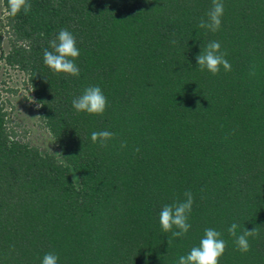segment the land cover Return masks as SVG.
Here are the masks:
<instances>
[{
  "label": "trees",
  "instance_id": "16d2710c",
  "mask_svg": "<svg viewBox=\"0 0 264 264\" xmlns=\"http://www.w3.org/2000/svg\"><path fill=\"white\" fill-rule=\"evenodd\" d=\"M30 2L12 15L2 0L0 58L27 76L60 155L20 139L0 93V264H42L48 252L58 264H178L206 228L228 242L220 264H264V0H223L217 32L198 27L212 0ZM64 28L79 76L43 60ZM212 41L231 71L198 68ZM93 85L108 99L103 115L72 106ZM100 130L115 134L103 147L91 140ZM188 190L192 227L176 238L159 213ZM232 223L259 229L250 251Z\"/></svg>",
  "mask_w": 264,
  "mask_h": 264
},
{
  "label": "clouds",
  "instance_id": "9594fccd",
  "mask_svg": "<svg viewBox=\"0 0 264 264\" xmlns=\"http://www.w3.org/2000/svg\"><path fill=\"white\" fill-rule=\"evenodd\" d=\"M9 10L12 15L30 13L32 5L30 0H8ZM224 14L223 0H212V7L207 13V20L201 18L199 28L208 29L212 32L220 30L222 16ZM50 49L43 51L44 63L54 72L66 73L72 76H79L80 69L75 61L80 56V49L77 46L76 37L68 29H60L55 39L49 41ZM227 53L221 51V44L218 41L209 42L202 46V51L196 56L198 68L203 71L207 69L213 75L219 74L221 67L225 71H231V64L226 59ZM72 106L77 112H86L89 115H103L108 107V99L99 85L86 87L82 94L72 100ZM38 117V116H37ZM114 133L108 130L93 131L92 142H100L106 146L108 140L114 137ZM126 147V145H122ZM51 150V149H50ZM139 151V149H137ZM60 155L59 153H55ZM184 200H176L172 204L163 206L159 213V223L162 230L172 232L176 238L184 237L192 225L189 223L190 214L194 204L193 193L188 190L184 193ZM239 225L232 223L227 229L229 235L235 238V244L241 252H248L251 249L250 237H259V229L244 230L238 234ZM178 229L173 231V229ZM169 245L171 240L168 241ZM228 242L222 238V233L213 228H206L204 236L199 245L191 248L188 254L179 257L178 264H220V260L227 250ZM59 256L54 252H48L43 256L42 264H58Z\"/></svg>",
  "mask_w": 264,
  "mask_h": 264
},
{
  "label": "rangeland",
  "instance_id": "374dc122",
  "mask_svg": "<svg viewBox=\"0 0 264 264\" xmlns=\"http://www.w3.org/2000/svg\"><path fill=\"white\" fill-rule=\"evenodd\" d=\"M6 14L0 0V32L7 29L4 25ZM8 49V36L5 34L1 40L0 56ZM26 80L27 76L21 70L5 64V61L0 58V93L5 109L9 111V125L14 123L16 125L14 129L18 132L20 139L28 142L30 146L38 147L40 153L46 151L58 153L55 141L40 120L39 104L34 102Z\"/></svg>",
  "mask_w": 264,
  "mask_h": 264
}]
</instances>
